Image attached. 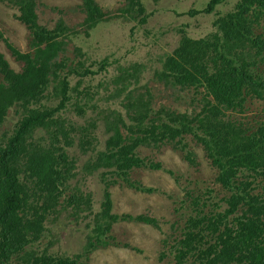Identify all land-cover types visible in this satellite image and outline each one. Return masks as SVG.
I'll return each instance as SVG.
<instances>
[{
	"label": "trees",
	"instance_id": "1",
	"mask_svg": "<svg viewBox=\"0 0 264 264\" xmlns=\"http://www.w3.org/2000/svg\"><path fill=\"white\" fill-rule=\"evenodd\" d=\"M7 1L18 8V18L31 38L28 51L5 39L22 63L18 70L0 51V125L13 107L21 115L14 129L0 140V264H89L83 255L89 257L94 249L117 243L110 233L113 224L135 220L158 225L155 217L145 214L113 212L107 189L103 209L89 223L90 233L80 255L32 247L48 231V222L64 213L79 218L91 208L90 194L84 195L77 187L61 199L78 174L77 161L67 148L75 144L78 133L82 151L95 149L97 136L90 127L96 123L75 126L61 112L74 99L79 115L100 107L89 103L96 93L92 95L82 83L88 75L106 71L112 62L103 58L88 64L78 46L74 53L83 59L76 62L69 55V40L75 31L62 17L48 27L39 21L38 0ZM223 1L209 0L200 12L213 13ZM80 8L87 35L101 21L117 18L114 15L140 23H146L150 15L143 0H123L117 13L104 10L96 0H81ZM260 20L264 21V0H240L234 10L216 17V30L200 38L184 34L171 53L160 56L162 66L154 71L155 79L175 89H203L198 110L188 113L165 105L154 107L150 90L139 86L144 67L140 63L119 65L122 74L113 79L118 89L112 95L123 98L125 112L110 107L98 110L108 138L105 148L91 152L82 164L85 176L107 169L127 177L138 166L160 167L136 155L135 148L144 144H171L195 163L194 153L184 142L191 135L218 169L216 180L230 192L223 198L224 210L200 208L186 220L173 245L176 264H264V183L249 179L258 174L264 182V122L250 129L252 125L234 114L246 110L244 101L249 96L264 99ZM39 132L43 133L38 136ZM136 187L151 190L140 184ZM193 203L201 205L198 200Z\"/></svg>",
	"mask_w": 264,
	"mask_h": 264
},
{
	"label": "rangeland",
	"instance_id": "2",
	"mask_svg": "<svg viewBox=\"0 0 264 264\" xmlns=\"http://www.w3.org/2000/svg\"><path fill=\"white\" fill-rule=\"evenodd\" d=\"M104 10L117 13L123 0H96ZM209 0H143L147 12L150 14L146 23L137 20H128L124 17L101 21L96 28L90 30L89 35L81 26L84 13L80 8L81 0H38V15L41 24L53 27L56 21L62 19L75 31L69 40V55L76 62L83 59L74 53L78 46L85 54L84 62L100 61L108 58L112 64L106 71L97 75H88L82 86H88L95 97L89 101L99 104L95 111L89 109L84 115H79L75 109L76 100L68 105L61 114L69 123L75 126L89 125L97 140L90 153H85L79 147V137L74 136L75 144L68 147L71 157L77 161L78 174L69 182L70 188L62 196L79 188L92 198L91 208L85 210L79 218L68 217L64 213L55 221L47 223L43 237L32 247L39 251L48 248L51 252L80 255L90 233L89 223L103 209L105 191L111 193L112 211L132 215L145 214L155 217L158 225L152 223L127 220L120 221L112 226L110 233L114 242L107 246H100L81 258L89 264H176L173 245L180 237L186 220L196 215L197 210L204 211L224 210L227 206L223 200L230 192L223 188L216 180L218 169L215 168L206 155L202 144L187 135L184 142L196 158L190 163L184 156L185 151L164 144L160 147L140 145L135 148L136 155L146 161L159 163L160 167L147 165L132 169L127 177H120L107 169H99L93 174L84 175L81 168L85 160L98 150L105 148L108 133L100 119L99 109L110 107L125 112L121 97H113L118 89L113 79L118 74V66H130L133 63L142 64L143 71L139 86H146L151 94L154 107L165 105L179 112L192 113L201 105L203 89L174 88L166 86L154 77V71L161 68L160 56L171 53L179 44L184 34L193 38L203 37L216 30L213 22L220 14L234 10L240 0H225L217 5L213 13L200 12ZM198 10L191 14V10ZM119 14V13H118ZM18 8L7 0H0V51L5 54L12 67L20 69L22 63L18 61L7 47L6 40L22 51L30 49V31L18 18ZM260 32L264 34V21L260 20ZM259 27L255 26V32ZM93 68H97L95 65ZM258 73L260 74L259 70ZM77 79L73 78V84ZM93 95V93H92ZM45 103L51 104L47 99ZM56 101L54 104H56ZM246 110L235 112L242 121L247 122L255 129L264 122V99L248 97L244 101ZM17 108L9 110L5 122L0 125V140L5 132L12 131L20 118ZM248 120V121H247ZM127 133L126 131H123ZM43 132H39L38 136ZM128 178V180H127ZM262 177L249 176L262 182ZM140 184L150 191L140 190ZM260 190H263L260 188ZM256 191H258L256 189ZM264 192V190H263ZM198 200L200 206L193 203ZM199 206V208H198ZM240 214V211L238 212ZM232 217V216H231ZM230 217V218H231ZM31 246L29 245L28 248Z\"/></svg>",
	"mask_w": 264,
	"mask_h": 264
}]
</instances>
